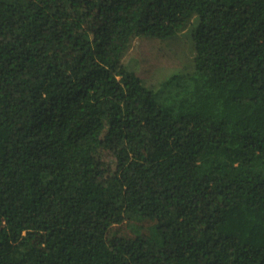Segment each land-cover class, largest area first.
<instances>
[{"label": "trees", "instance_id": "obj_1", "mask_svg": "<svg viewBox=\"0 0 264 264\" xmlns=\"http://www.w3.org/2000/svg\"><path fill=\"white\" fill-rule=\"evenodd\" d=\"M0 264H264V0H0Z\"/></svg>", "mask_w": 264, "mask_h": 264}, {"label": "rangeland", "instance_id": "obj_2", "mask_svg": "<svg viewBox=\"0 0 264 264\" xmlns=\"http://www.w3.org/2000/svg\"><path fill=\"white\" fill-rule=\"evenodd\" d=\"M133 52V48H131V50L129 51V53H132ZM167 65V67L168 68H172V67H170L169 66V64H166ZM167 67L165 66V67H163V69H161V70H158V71H160V75H159V77H161L162 75H164V74H166L167 72H165L166 70H167ZM150 72V69L148 68L147 70H146V72H145V75L146 74H148Z\"/></svg>", "mask_w": 264, "mask_h": 264}]
</instances>
